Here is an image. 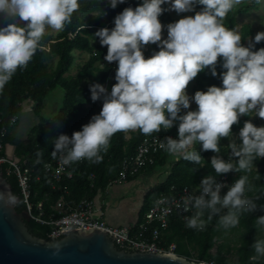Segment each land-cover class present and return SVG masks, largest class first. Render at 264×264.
I'll return each instance as SVG.
<instances>
[{
	"label": "trees",
	"instance_id": "trees-1",
	"mask_svg": "<svg viewBox=\"0 0 264 264\" xmlns=\"http://www.w3.org/2000/svg\"><path fill=\"white\" fill-rule=\"evenodd\" d=\"M41 1L52 11L46 20L33 21L22 11H0V153L5 154L6 144L12 145L14 156L28 169L32 212L38 214L36 203L46 197L41 218L47 220L60 195L67 206L81 199L93 200L104 191L117 177L122 160L134 153L140 139L158 121L157 108L166 102L168 108L160 121L170 119L181 124L184 136L151 154L152 163L126 176L125 181H130L142 171L167 166L163 179L145 191L132 232L158 195L172 196L183 186H195L202 179L213 181L232 170L236 187L249 197L248 204L237 205L233 196L226 195L212 208L201 207L202 228L171 217L161 233L160 246L165 249L174 242L177 255L198 261L214 259L215 264H264V142L255 138H264V118L247 124L254 109L243 103L245 99L251 104L264 99L258 92L264 88V77H257L264 73V38L247 44L253 27L243 22L237 28L238 15L255 9L259 0H181L192 7L190 19L174 16L166 0ZM138 12L152 17V22L142 21ZM216 19L219 39L213 43L210 31ZM164 25L183 35L186 52L159 41L151 42L150 49L164 57L182 79L193 81L191 91L200 102L189 119L182 115L179 103H173L169 94L153 84L140 97V115L130 140L126 137L129 101L135 94H122V88L141 57H136L135 66L128 57L115 58L121 54V43L144 47L151 28ZM53 26H58L56 32L51 31ZM76 51L85 52L87 58L75 64L71 73ZM56 87L62 90L61 103L53 115L44 117L41 112L45 97ZM25 101L32 104L38 120L24 138H19L12 129ZM13 116L15 121L10 124ZM62 133L75 134L76 148L95 149L97 154L72 164L70 169L78 174L63 178L59 189H52L43 166L60 152L68 151L59 143ZM235 134L239 153L230 168L227 158ZM86 139L91 143L87 144ZM187 139L191 140L190 146L169 160L177 145ZM257 147L263 150L260 157ZM241 160L245 162L242 168L238 166ZM7 169V163L0 164V172L18 197L15 209L25 210L17 177ZM25 224L32 235L49 239L51 225L29 217ZM229 229L238 234L235 244H230L225 235ZM230 252L235 259L226 257ZM251 256L261 260L251 261Z\"/></svg>",
	"mask_w": 264,
	"mask_h": 264
},
{
	"label": "built area",
	"instance_id": "built-area-1",
	"mask_svg": "<svg viewBox=\"0 0 264 264\" xmlns=\"http://www.w3.org/2000/svg\"><path fill=\"white\" fill-rule=\"evenodd\" d=\"M125 4L129 6V1H126ZM124 13L125 11L121 15L123 16ZM140 18L145 22V18L142 15H140ZM124 57L125 55L121 51L120 59ZM133 65L135 66L136 63H133ZM167 108L168 105L166 102L157 108L159 114L158 121L153 124L150 132L140 139L134 153L122 160L121 169L117 177L109 181L107 187L125 181L127 175L136 173L146 163H152L151 154L164 148L171 141L182 139L184 131L181 124L172 122L170 119L164 123L160 121V118L165 114ZM255 120L260 121V117H251L246 123L250 124ZM14 121L15 116L11 117L10 124ZM237 135L235 134L230 139L232 147L229 149L227 158L230 168L233 165L234 156L239 153L236 147ZM255 138L259 142H264V138L262 137ZM76 139L75 134L62 133L59 137V143L65 149H68V151L60 152L52 162L45 163L43 166V171L47 174V180L52 189H59V183L63 178H71L73 175L78 174L77 171L74 172L70 169L72 164L89 159L97 154L95 149L94 151H90L84 146L76 148L74 146ZM86 143L90 144L91 140L86 139ZM256 153L260 157L263 154L262 148L257 147ZM3 163H7L9 166L7 173L11 171L17 177L20 193L29 218L51 225V230L48 234L49 238L60 237L61 232L64 230L81 228L105 229L113 236L114 244L118 248L130 251L175 253L174 242L168 243L165 249L160 246L161 233L167 229L171 217H179L188 226L202 228L201 207L206 206L212 208L216 201L221 200L226 195L233 196L235 203L240 206H245L249 202L248 195L236 187L235 175L232 170H229L213 181L202 179L195 186H183L172 196L166 194L158 195L152 200L150 206L144 213L142 221L137 224V230L135 232H132V225L117 227L108 225L102 216L103 212L101 208L95 205L94 200L81 199L72 205L66 206L62 195L52 204L53 212L50 213V217L44 220L41 218V205L46 200V197H43V201L36 203V207L39 209L38 214L32 212L31 204L28 202V169L22 167L18 159L15 160L6 154L2 155L0 153V164ZM238 166L241 168L244 167L245 162L241 160ZM92 176V174L89 175V177ZM63 193H66L65 189ZM54 213H57V215ZM189 259L205 264H215L214 259H209L208 261H198L194 258ZM250 260L260 261L261 259L258 256H251Z\"/></svg>",
	"mask_w": 264,
	"mask_h": 264
},
{
	"label": "rangeland",
	"instance_id": "rangeland-1",
	"mask_svg": "<svg viewBox=\"0 0 264 264\" xmlns=\"http://www.w3.org/2000/svg\"><path fill=\"white\" fill-rule=\"evenodd\" d=\"M166 1L170 12L174 16L180 19H184L185 17H188L189 19L191 18V5L184 3L181 0ZM52 2L56 1L52 0ZM0 11H6L9 13L22 11L33 21L46 20V15L52 13L49 5L41 0H1ZM152 19V17L148 18L149 24L152 22ZM237 21V28L243 22H249L253 27V35L248 38L247 44H251L255 38H264V0H259V4L255 9H250L246 13L239 14ZM217 27L218 19L214 20L213 28L210 31L211 41L213 43L219 39ZM57 30L58 26H53L51 29L53 32H56ZM153 41H159L167 47H175L186 52L183 35L169 31L167 25L158 26L154 29L151 28L147 43L144 47H139L134 43H128L124 47L125 55H127L130 61L135 60L138 56L141 57L133 74L125 81V85L122 88V94H135L129 101L130 108L128 111L129 116L127 120L128 127L126 137L130 140L134 137L133 132L136 129V122L140 115V97L141 95L147 93L153 84L169 94L173 103H179L182 115L189 119L193 118L196 108L200 102L198 96L193 94L191 91L193 81L191 79H182L179 76V73L174 70L172 65L164 57L151 50L149 44ZM74 56L75 58L71 67V73H74L75 71V64L80 63L87 58V54L85 52L79 53L76 51ZM257 77L258 79L263 78L264 73H258ZM258 92L264 96V88L258 89ZM61 100L62 90L59 87L51 90L45 97L44 108L41 115L44 117L53 115L59 107ZM243 103L249 106L252 105L254 113L251 117L261 116L264 118V99H262L259 103L253 104L249 103L248 99H245ZM31 106L32 104L29 101H25L23 103L18 115V121L12 129L14 136L24 138L28 128L37 122L38 117L33 113ZM237 109L238 113H241L242 110L240 104L237 106ZM187 140H184L182 143H186ZM178 154L179 153H173V156H171L169 160L176 158ZM166 168L167 166L160 169V171H162L159 174L160 177L158 179L153 178L152 180H156L155 182H158L161 178H163ZM148 182L149 181L145 176H137L136 181L126 183L127 186L125 184L118 185L121 189L120 196L123 199L122 201L124 202L126 210L135 208L137 205V199L140 198L139 196L141 193L145 191L144 189L146 188ZM124 188L125 190H123ZM97 196L98 202L103 201L107 204L111 198V193L107 194L104 191H100ZM225 235L229 239L230 244H235L233 240L238 236L235 231L229 229L225 232ZM218 243L219 240H217L215 245L210 249L211 253L215 252V248ZM226 257L231 260L236 258L233 252L226 254Z\"/></svg>",
	"mask_w": 264,
	"mask_h": 264
},
{
	"label": "water",
	"instance_id": "water-1",
	"mask_svg": "<svg viewBox=\"0 0 264 264\" xmlns=\"http://www.w3.org/2000/svg\"><path fill=\"white\" fill-rule=\"evenodd\" d=\"M17 201L0 172V264H205L176 253L120 249L105 229H71L58 238L37 237L25 224L26 210L16 211Z\"/></svg>",
	"mask_w": 264,
	"mask_h": 264
},
{
	"label": "crops",
	"instance_id": "crops-1",
	"mask_svg": "<svg viewBox=\"0 0 264 264\" xmlns=\"http://www.w3.org/2000/svg\"><path fill=\"white\" fill-rule=\"evenodd\" d=\"M190 141L191 140L188 139L187 142H186L187 144L184 143L181 146L177 145V148L175 149L174 153H179V154L181 152L183 153L190 146V143H191ZM4 151H5L6 155H8L10 157H15L14 156V147L12 145L6 144ZM161 172L162 171H160V169L157 170V171H154V170L153 171H147V170H145V171H142L138 175L140 177L145 176L147 178V180L149 181L147 183L146 188L144 189L145 191L148 189V187L150 185H153V184L156 183L155 182L156 180H152V179L153 178L158 179L160 177L159 174ZM162 179L163 178H161L160 180H162ZM133 181H136V179L130 180V181H123L121 183H117V184L108 186L104 190V192L107 193V194L111 193V198H110V200L108 201L107 204L104 203L103 201L98 202V196H97L98 194L93 199L95 205L97 207L101 208V210L103 212L102 216H103V218L105 219V221L107 222L108 225L113 226V227L128 226V225H133L136 222L137 217H138L137 214H138L139 208L141 206L142 198H143V195H144L145 191L142 192L141 195L139 196L140 198L137 199V205L135 206V208H132L130 210L129 209L126 210L124 202L122 201L123 199L120 196L121 195V189L118 187V185H120V184L121 185L125 184L127 186L126 183L133 182ZM123 190H125V188Z\"/></svg>",
	"mask_w": 264,
	"mask_h": 264
},
{
	"label": "clouds",
	"instance_id": "clouds-1",
	"mask_svg": "<svg viewBox=\"0 0 264 264\" xmlns=\"http://www.w3.org/2000/svg\"><path fill=\"white\" fill-rule=\"evenodd\" d=\"M132 13H133V11H132ZM138 16H139V18H140V15H142L141 14V12H138ZM124 15V14H123ZM143 17L145 18V21H146V23H148L149 22V20L147 19L148 17H146V15H143ZM149 24V23H148ZM122 44H123V46H122ZM126 44H128L127 42H123V43H121V45H120V51H123V53H124V55H125V46H126ZM120 56H121V54H120ZM120 56L119 57H117V58H115V59H120ZM127 57V55H125V57L124 58H126ZM123 58V59H124ZM132 63H136V61L135 60H133L132 61Z\"/></svg>",
	"mask_w": 264,
	"mask_h": 264
}]
</instances>
